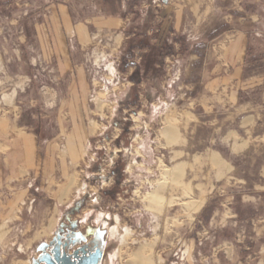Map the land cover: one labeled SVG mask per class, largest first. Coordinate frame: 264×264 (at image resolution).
I'll return each mask as SVG.
<instances>
[{
    "label": "rangeland",
    "instance_id": "obj_1",
    "mask_svg": "<svg viewBox=\"0 0 264 264\" xmlns=\"http://www.w3.org/2000/svg\"><path fill=\"white\" fill-rule=\"evenodd\" d=\"M58 4L88 36L62 39L65 68L52 53L54 30L64 33L50 21ZM115 4L0 0V112L33 132L47 161L40 173L54 174L11 181L9 150H0V264H32L64 223L103 232L104 264H130L140 247L155 264H256L264 259V0H119L112 15ZM104 16L116 25L104 28ZM242 34L243 61L234 63L229 46ZM154 188L159 199L149 205ZM21 194L30 195L13 213Z\"/></svg>",
    "mask_w": 264,
    "mask_h": 264
},
{
    "label": "crops",
    "instance_id": "obj_2",
    "mask_svg": "<svg viewBox=\"0 0 264 264\" xmlns=\"http://www.w3.org/2000/svg\"><path fill=\"white\" fill-rule=\"evenodd\" d=\"M55 14H52L50 16V21L52 22H57L59 25V22H61L63 28H64V33H57V30H54L55 35H54V47L52 49V53L58 56V59H60V63L62 67H66L67 61H69L68 58H66L65 54L68 53V47L66 48L65 41L62 42V39L65 37L70 38V37H76L78 40H82L83 42L88 40V36L86 35L87 30L86 26L83 24H80V22H77L79 24H76L74 20H72L66 6L63 4H58L57 8H54ZM104 14L105 8H104ZM107 17V18H106ZM117 19L114 17H109V16H104V28L107 27H114L116 25ZM60 29V27H58ZM59 31V30H58ZM247 45V37L242 35H238L234 41L230 44L229 50L232 46L235 48V53H233L231 59H229L231 62L234 63H239L243 61L244 57V52L246 49ZM17 87V86H16ZM14 87L15 89V95L17 92V88ZM13 91V90H12ZM12 93V92H11ZM10 93H7L9 95ZM5 94H3L2 98L4 97ZM3 100H1L2 102ZM11 119V118H10ZM8 120L3 116L0 112V150L2 148L8 149V163H9V171H10V176L11 181H23L24 183H29L30 185L34 183L37 179L43 180L44 182L48 181H53V176L54 174L52 171L46 174H41L40 171L43 166L47 165V161H42L37 155L36 151V141L34 139V134L31 132L28 128H23L20 126L17 121L11 119ZM43 171V169H42ZM58 184V183H56ZM28 185V188L30 187ZM43 187V186H42ZM28 188L25 190L28 191ZM57 186L52 183V187L50 190V193H48V198H51V200L57 199L55 196H57ZM30 195V194H28ZM28 195H16L12 197V201L9 206V210L14 213L17 209L14 207V202L18 201L19 198L25 197V199H28ZM34 197L30 199V206L31 203L33 202ZM22 202L19 203L22 205ZM27 205L26 211L29 212L30 207ZM16 207V206H15ZM3 211V214L8 215L11 214L10 211ZM57 225H55L52 229V227L47 226V230L52 229V237L56 231ZM51 237V238H52ZM256 264H264V259L259 260Z\"/></svg>",
    "mask_w": 264,
    "mask_h": 264
},
{
    "label": "flooded vegetation",
    "instance_id": "obj_3",
    "mask_svg": "<svg viewBox=\"0 0 264 264\" xmlns=\"http://www.w3.org/2000/svg\"><path fill=\"white\" fill-rule=\"evenodd\" d=\"M42 245L44 247L40 250L39 247ZM107 246L101 230L89 229L85 234L77 230L73 223H64L51 239L39 245L38 255L32 264H44L42 257L47 258L51 264H92L88 258L90 255L96 256L95 264H104V258L108 253ZM56 249L59 250L57 257Z\"/></svg>",
    "mask_w": 264,
    "mask_h": 264
},
{
    "label": "bare ground",
    "instance_id": "obj_4",
    "mask_svg": "<svg viewBox=\"0 0 264 264\" xmlns=\"http://www.w3.org/2000/svg\"><path fill=\"white\" fill-rule=\"evenodd\" d=\"M15 89H13V91H12V93H10L9 95H7V94H5L4 95V99L6 100L7 98L8 99H12L14 96H15ZM71 183H72V181H71ZM70 183V184H71ZM155 192H157V190H155V188L152 190V191H150L148 194H147V198H148V203H149V205H151V204H155V203H157V200L159 199V196H158V193H155ZM202 203H203V198L200 200V202L199 203H197V205H196V210H198L201 206H202ZM116 220V219H115ZM107 222V221H106ZM106 222H104V229H105V223ZM113 228L112 229H118V227H117V225H113L112 226ZM121 231L118 229V231L116 232V233H120ZM129 234V232H128V230L127 229H123V234H119L118 235V238H119V241L121 242V243H124L125 242V240H126V236ZM117 235V234H116ZM142 252H139V253H137L136 255H135V257H133V260H132V262L130 263V264H155L158 260H153L152 259V257H150V256H145V258H144V254H143V250H144V247H140L139 248Z\"/></svg>",
    "mask_w": 264,
    "mask_h": 264
},
{
    "label": "water",
    "instance_id": "obj_5",
    "mask_svg": "<svg viewBox=\"0 0 264 264\" xmlns=\"http://www.w3.org/2000/svg\"><path fill=\"white\" fill-rule=\"evenodd\" d=\"M43 247H44V245L39 247V249L41 250V249H43ZM57 254H59V250L58 249H56L55 257H57ZM63 257H64V254H63ZM88 258L92 261V264H95V262H96V256L95 255H90ZM41 259L45 261L44 264H51V262L49 260H47V258L43 259V257H42Z\"/></svg>",
    "mask_w": 264,
    "mask_h": 264
},
{
    "label": "trees",
    "instance_id": "obj_6",
    "mask_svg": "<svg viewBox=\"0 0 264 264\" xmlns=\"http://www.w3.org/2000/svg\"><path fill=\"white\" fill-rule=\"evenodd\" d=\"M116 2H117V4L112 5L111 9L109 10L110 14H112V15L117 14L120 10L119 0H116Z\"/></svg>",
    "mask_w": 264,
    "mask_h": 264
}]
</instances>
